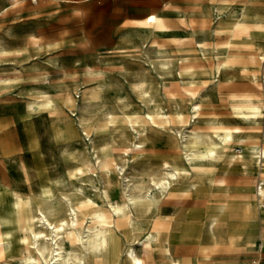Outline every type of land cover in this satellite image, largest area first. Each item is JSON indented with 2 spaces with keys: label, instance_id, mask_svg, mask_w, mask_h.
Instances as JSON below:
<instances>
[{
  "label": "clouds",
  "instance_id": "1",
  "mask_svg": "<svg viewBox=\"0 0 264 264\" xmlns=\"http://www.w3.org/2000/svg\"><path fill=\"white\" fill-rule=\"evenodd\" d=\"M141 2L0 0V264H264V0Z\"/></svg>",
  "mask_w": 264,
  "mask_h": 264
},
{
  "label": "rangeland",
  "instance_id": "2",
  "mask_svg": "<svg viewBox=\"0 0 264 264\" xmlns=\"http://www.w3.org/2000/svg\"><path fill=\"white\" fill-rule=\"evenodd\" d=\"M143 7H144V2L142 0L141 4H139L138 6L129 8V14L130 15H133V16L142 15L143 14ZM165 14L166 15H169V16H175L176 15V13H174V12H168V13H165ZM32 27H33V24H31V23L22 24V25H19L18 26V31H21V32L28 31ZM175 34L176 35H183V33H175ZM15 107L17 108V110H18V112L20 114H23V107H22V105H17ZM3 112L4 113H10L11 112V109H3ZM17 123L19 125V117H17ZM21 139L23 140V133H21ZM25 158L28 159L27 156ZM8 172H9V175L14 176V177L18 175L12 169H9Z\"/></svg>",
  "mask_w": 264,
  "mask_h": 264
},
{
  "label": "crops",
  "instance_id": "3",
  "mask_svg": "<svg viewBox=\"0 0 264 264\" xmlns=\"http://www.w3.org/2000/svg\"><path fill=\"white\" fill-rule=\"evenodd\" d=\"M173 34H175V33H173ZM176 35V34H175Z\"/></svg>",
  "mask_w": 264,
  "mask_h": 264
}]
</instances>
